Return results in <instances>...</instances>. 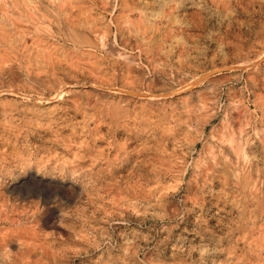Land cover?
Returning <instances> with one entry per match:
<instances>
[{
	"label": "rangeland",
	"instance_id": "obj_1",
	"mask_svg": "<svg viewBox=\"0 0 264 264\" xmlns=\"http://www.w3.org/2000/svg\"><path fill=\"white\" fill-rule=\"evenodd\" d=\"M0 264H264V0H0Z\"/></svg>",
	"mask_w": 264,
	"mask_h": 264
},
{
	"label": "bare ground",
	"instance_id": "obj_2",
	"mask_svg": "<svg viewBox=\"0 0 264 264\" xmlns=\"http://www.w3.org/2000/svg\"><path fill=\"white\" fill-rule=\"evenodd\" d=\"M114 36V35H113ZM109 46V45H108ZM130 47V46H129ZM112 52V51H111ZM114 52V51H113ZM117 57V56H116ZM129 62V61H128ZM125 66V65H124ZM133 67V66H132ZM128 69V68H127ZM134 69V68H133ZM131 70V69H130ZM130 72V71H129ZM131 73V72H130ZM59 91V90H58ZM59 95V94H58ZM142 95V94H141ZM60 96V95H59ZM59 98V97H58ZM37 101V100H36Z\"/></svg>",
	"mask_w": 264,
	"mask_h": 264
}]
</instances>
